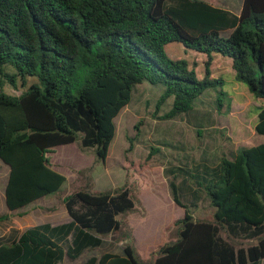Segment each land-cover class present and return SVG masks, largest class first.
Wrapping results in <instances>:
<instances>
[{"label":"trees","instance_id":"16d2710c","mask_svg":"<svg viewBox=\"0 0 264 264\" xmlns=\"http://www.w3.org/2000/svg\"><path fill=\"white\" fill-rule=\"evenodd\" d=\"M212 1L0 0V89L7 84L19 91L0 90L9 213L62 189L66 178L50 165L51 150L76 144L105 162L114 120L142 82L163 87L157 112L172 99L160 119L188 113L207 90L215 92L217 114H228L232 98L214 64L232 68L258 104L254 132L264 139V0H242L238 16ZM169 44L181 45L189 60L168 57ZM217 55L226 61L214 62ZM192 177L204 189L214 221L194 220L190 208L196 204L183 202L175 178L169 180L183 218L173 222L169 240L149 254L147 264H262L264 141L239 148L233 161L222 159L209 178ZM62 202L70 221L57 226L21 232L9 213L0 214V227L11 232L0 241V264L75 261L121 229L118 216L135 211L126 187L78 190ZM233 241L256 244L235 248ZM132 242L128 237L122 254L106 252L82 264H145Z\"/></svg>","mask_w":264,"mask_h":264},{"label":"rangeland","instance_id":"374dc122","mask_svg":"<svg viewBox=\"0 0 264 264\" xmlns=\"http://www.w3.org/2000/svg\"><path fill=\"white\" fill-rule=\"evenodd\" d=\"M224 1H230L232 12L241 8L242 0H216L212 4ZM165 52L171 59L187 61L190 58L179 44L166 45ZM216 57L214 62L224 60L219 55ZM214 65V75L224 80V91L232 98L228 114H217L215 92L207 90L188 113L163 120L159 117L171 108L172 99L157 112L163 87L147 82L136 84L129 104L114 120L115 135L105 162L96 161L93 151L81 152L76 144L55 148L48 154L52 168L66 178L57 194L9 213L4 202L9 169L0 161V214L9 213L17 224L15 229L21 232L44 223L57 226L70 221L62 202L65 196L78 190L113 193L119 188H128L135 211L118 216L123 222L121 229L105 236L100 248L85 251L75 261L66 258L61 264H82L87 258L106 252L122 254L128 237L133 239L134 249L147 264L149 254L169 240L173 222L183 218V209L170 196L168 181L173 178L181 189L182 201L196 204L190 208L193 219L213 222V209L204 189L196 185L192 176L202 177L207 173L209 178L220 167L222 159L233 161L239 148H250L264 141L254 132L258 104L246 85L236 80L232 68L228 70L221 63ZM0 90L19 95V91L7 84ZM10 233V227L1 226L0 241L8 239ZM232 244L235 248H245L256 241H233Z\"/></svg>","mask_w":264,"mask_h":264},{"label":"crops","instance_id":"0c3cea01","mask_svg":"<svg viewBox=\"0 0 264 264\" xmlns=\"http://www.w3.org/2000/svg\"><path fill=\"white\" fill-rule=\"evenodd\" d=\"M219 1V0H218ZM221 2V1H220ZM241 4H242V2H241ZM213 6H215V7H217V8H220V9H223V10H226V11H229L231 14H233V15H235V16H238L239 15V12H240V9L239 10H237V11H235V12H232L231 10H230V1H224V2H222L221 4H219V5H214V4H212ZM256 134V133H255ZM107 159V158H106ZM57 172H59V171H57ZM60 173V172H59ZM61 174V173H60ZM262 264H264V260L262 261Z\"/></svg>","mask_w":264,"mask_h":264}]
</instances>
